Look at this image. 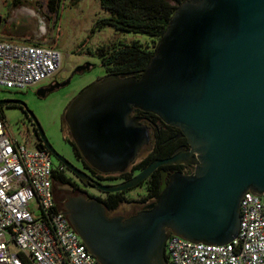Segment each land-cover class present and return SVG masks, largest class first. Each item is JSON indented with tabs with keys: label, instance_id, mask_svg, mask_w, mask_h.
Returning <instances> with one entry per match:
<instances>
[{
	"label": "water",
	"instance_id": "1",
	"mask_svg": "<svg viewBox=\"0 0 264 264\" xmlns=\"http://www.w3.org/2000/svg\"><path fill=\"white\" fill-rule=\"evenodd\" d=\"M3 105L26 108L20 99H0ZM136 109L180 129L189 148L115 184L92 180L60 155L25 109L34 137L78 179L104 193L135 187L158 165L193 159L194 174H177L149 209L127 219L109 217L97 198L68 193L64 213L88 250L100 264H167L169 232L192 242L232 241L242 195L251 191L264 201V0H184L139 76L99 78L69 102L63 117L90 166L121 173L148 141L146 128L131 117Z\"/></svg>",
	"mask_w": 264,
	"mask_h": 264
},
{
	"label": "built area",
	"instance_id": "2",
	"mask_svg": "<svg viewBox=\"0 0 264 264\" xmlns=\"http://www.w3.org/2000/svg\"><path fill=\"white\" fill-rule=\"evenodd\" d=\"M63 57L56 47L0 38V88L38 86L61 68ZM21 124L24 143L0 112V264H100L56 201L53 174L65 167L53 166L50 151ZM165 255L167 264H264L262 196L242 195L239 229L229 243L192 242L170 232Z\"/></svg>",
	"mask_w": 264,
	"mask_h": 264
},
{
	"label": "rangeland",
	"instance_id": "3",
	"mask_svg": "<svg viewBox=\"0 0 264 264\" xmlns=\"http://www.w3.org/2000/svg\"><path fill=\"white\" fill-rule=\"evenodd\" d=\"M108 12L101 9L99 0H63L57 12H51L47 8V0H0V16L2 23L0 31L2 38L20 42H38L58 48L63 54V66L90 65L88 70L81 71L74 75L71 83L45 98L35 95L37 86L27 90L16 91L13 89L0 88V99L14 97L22 100L38 124L44 131L45 136L52 147L77 168L82 169L77 160L71 142L67 124L63 123L64 111L72 100L84 87L92 82L108 75V72L101 65L97 55L98 49L102 46H112L120 43H130L137 40L143 47L154 50L157 38L148 37L141 33H130L117 31L110 26L98 27V21L107 17ZM12 23L21 24L28 22V26L10 27ZM25 31L22 33V29ZM22 40V41H21ZM8 129L21 143L23 139L19 133L23 131L22 122L26 124L29 132L34 134L35 129L29 114L25 109L16 105L0 106ZM64 135H66V138ZM34 141V139H33ZM52 165L58 166L60 162L51 157ZM64 174L72 182H78L76 176L64 169ZM70 184L54 183V190L61 189L62 197L65 200L66 191L64 187H71ZM72 188V187H71ZM60 194V193H59ZM76 194V193H73ZM146 194L143 186H138L126 193V196L141 202ZM56 198V197H55ZM58 200V199H57ZM64 200H59L64 202ZM124 206L119 207L122 210Z\"/></svg>",
	"mask_w": 264,
	"mask_h": 264
},
{
	"label": "flooded vegetation",
	"instance_id": "4",
	"mask_svg": "<svg viewBox=\"0 0 264 264\" xmlns=\"http://www.w3.org/2000/svg\"><path fill=\"white\" fill-rule=\"evenodd\" d=\"M19 25H23V27L26 25L28 26V27L25 26L26 28H30L29 21L27 23L22 22L21 24L12 23L10 27L13 26L15 27L14 29H17L18 27L21 28L22 26H19ZM25 29L24 28L22 29V33L25 31ZM78 68H79V65H72L71 67L67 68L63 66L62 64L61 68L54 74L52 78L45 80L44 82H42L36 87L35 95L38 96L39 98H45L49 94L67 87L71 83V80L74 77V75L80 72L78 71ZM60 83H66V84L64 86H58V84ZM52 87H53V90L48 91V88H52ZM42 88H45V90H42ZM38 89H39V92H44L43 96L38 95L37 93ZM5 99H18V98L8 97ZM16 106L22 107L21 105H16ZM131 117L136 119L137 123L145 127L148 132V141L138 152L137 161L134 163L136 164L140 161L146 160V164L143 166L142 169L146 168L153 161L160 160V159H166L176 154L183 155L185 151L189 148L188 140L181 133L180 129L174 126L165 127L161 122L153 120L152 116L150 115V112H145L141 109H136L131 113ZM64 122L65 120L63 119V123ZM64 136L66 137V135ZM69 141L71 142V144L74 143V141L70 139ZM160 143L162 146L164 144H168V151L167 153H165L164 156L154 152L155 148L157 147L159 148ZM74 145L76 146L75 143ZM76 158L82 166L81 170L86 172L92 180H96L101 184H115L118 182H122L124 180L130 179L135 174H137L140 170H142V169L137 170L136 172L132 173L130 177H127V178L122 177L125 173L131 172V168L134 165L133 164L129 169H127L124 172L118 173L117 175L101 176V175H98L100 171L90 166V164L82 157V155L81 157H76ZM182 159L183 161H181V163L158 165L144 180L139 182L138 185H136L135 187L120 191L122 193V196H124V200L116 208L112 210L104 206L106 209L107 215L109 217L118 216V217H121L122 219H127L129 217L136 215L137 213L141 211L149 209V207L153 203H155L156 198H157L153 196H148L149 192L152 189L157 188V190L160 193V191L165 186H167L177 174H180L184 177H188L194 174L195 165L193 164L192 157L186 159L183 156ZM100 173H103V172H100ZM109 174H114V173H109ZM76 178L78 179V177ZM138 186H143L146 191V194L143 200H141V202H137L133 198L126 196L127 192H129L131 189L136 188ZM71 187L63 188L66 191L65 196L68 193L83 192L88 197H94L97 199H105L110 194V193H104L98 189L92 188L91 186L87 185L80 179H78V182H74V184ZM54 194H56L55 195L56 199L62 200V201L64 200L63 199L64 197H62L61 189L54 190ZM124 205L126 207H123L122 210H119V207L124 206Z\"/></svg>",
	"mask_w": 264,
	"mask_h": 264
},
{
	"label": "trees",
	"instance_id": "5",
	"mask_svg": "<svg viewBox=\"0 0 264 264\" xmlns=\"http://www.w3.org/2000/svg\"><path fill=\"white\" fill-rule=\"evenodd\" d=\"M63 0H47V8L51 12H57ZM184 0H99L101 9L108 12V16L98 21L99 26H110L117 31L141 33L151 38H157L163 34L176 7ZM75 0H72L74 4ZM154 50L143 47L137 40L130 43H120L112 46H102L98 49V57L101 65L108 74L132 73L139 76L147 67ZM0 112L2 113L1 109ZM153 120L161 122L165 127H173L164 124L155 114L150 113ZM76 157H81L80 151L72 144ZM168 144L161 143L154 152L165 155ZM146 160L134 164L131 172L122 177H130L132 173L143 168ZM64 171V170H63ZM70 184L74 182L64 172L54 171V183ZM159 191L152 189L148 196L157 197ZM108 209L116 208L123 200L121 192L110 193L105 199H99ZM58 205L63 203L56 199ZM166 256V255H165Z\"/></svg>",
	"mask_w": 264,
	"mask_h": 264
},
{
	"label": "crops",
	"instance_id": "6",
	"mask_svg": "<svg viewBox=\"0 0 264 264\" xmlns=\"http://www.w3.org/2000/svg\"><path fill=\"white\" fill-rule=\"evenodd\" d=\"M13 19H14V17H12V19L10 20V23L13 21ZM1 33H3L4 34V32L3 31H0V38H2L3 36L1 35ZM2 36V37H1Z\"/></svg>",
	"mask_w": 264,
	"mask_h": 264
},
{
	"label": "bare ground",
	"instance_id": "7",
	"mask_svg": "<svg viewBox=\"0 0 264 264\" xmlns=\"http://www.w3.org/2000/svg\"><path fill=\"white\" fill-rule=\"evenodd\" d=\"M22 41V40H21ZM74 193V192H73ZM56 195V194H55Z\"/></svg>",
	"mask_w": 264,
	"mask_h": 264
}]
</instances>
